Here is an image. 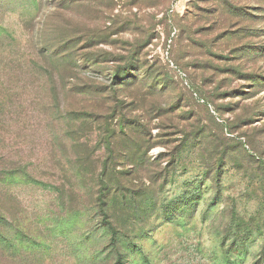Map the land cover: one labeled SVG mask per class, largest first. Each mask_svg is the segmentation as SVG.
Listing matches in <instances>:
<instances>
[{"label": "rangeland", "instance_id": "rangeland-1", "mask_svg": "<svg viewBox=\"0 0 264 264\" xmlns=\"http://www.w3.org/2000/svg\"><path fill=\"white\" fill-rule=\"evenodd\" d=\"M0 264H264V0H0Z\"/></svg>", "mask_w": 264, "mask_h": 264}]
</instances>
